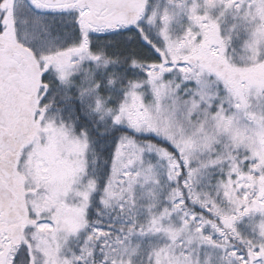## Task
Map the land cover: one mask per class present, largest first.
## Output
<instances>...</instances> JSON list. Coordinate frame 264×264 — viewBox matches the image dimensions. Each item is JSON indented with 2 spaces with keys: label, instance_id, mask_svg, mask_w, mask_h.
I'll list each match as a JSON object with an SVG mask.
<instances>
[{
  "label": "snow or ice",
  "instance_id": "snow-or-ice-1",
  "mask_svg": "<svg viewBox=\"0 0 264 264\" xmlns=\"http://www.w3.org/2000/svg\"><path fill=\"white\" fill-rule=\"evenodd\" d=\"M0 264H264V0H0Z\"/></svg>",
  "mask_w": 264,
  "mask_h": 264
}]
</instances>
